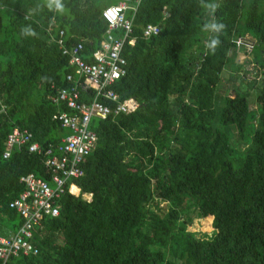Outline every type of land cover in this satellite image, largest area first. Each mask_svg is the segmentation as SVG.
Returning <instances> with one entry per match:
<instances>
[{
  "label": "trees",
  "instance_id": "16d2710c",
  "mask_svg": "<svg viewBox=\"0 0 264 264\" xmlns=\"http://www.w3.org/2000/svg\"><path fill=\"white\" fill-rule=\"evenodd\" d=\"M115 1L61 0L60 12L48 0H0V228L20 223L7 205L22 188L18 176L48 177L24 146L2 157L7 132L25 127L41 146L66 133L51 118L66 105L49 98L75 77L59 30L90 61L106 29L101 10ZM219 22L222 33L202 31ZM146 23L158 32L143 37ZM246 34L260 71L246 82L257 112L235 84L218 90L233 39ZM130 35L111 87L138 106L91 119L95 143L73 180L90 198L62 194L59 213L34 232L37 252L5 264H264V0H140ZM217 36L212 52L206 44ZM193 216L209 218V229L188 228Z\"/></svg>",
  "mask_w": 264,
  "mask_h": 264
},
{
  "label": "built area",
  "instance_id": "2783aa9c",
  "mask_svg": "<svg viewBox=\"0 0 264 264\" xmlns=\"http://www.w3.org/2000/svg\"><path fill=\"white\" fill-rule=\"evenodd\" d=\"M140 0H116L104 6L101 16L106 21L104 37L91 53V60L82 57L81 41L66 45L62 30L56 41L61 53L73 67V78L68 87H55L50 100L59 104L65 103L67 110H57L51 118L66 129L56 144L41 146L32 140L31 132L25 127L13 125L4 139L2 157H7L13 147H26L28 152L41 155V162L46 168L48 177L42 178L31 172L18 176L22 188L15 197L7 202L15 210L20 223L11 230L0 231V264L18 255H29L37 252L34 232L41 228L42 220L59 213V199L68 192L79 195L86 200L90 193H80L73 181L83 174L82 164L92 150L96 135L90 126L91 119H104L119 113H127L138 106L133 96L120 98L111 84L124 73L125 59L121 55L124 42L132 43V20ZM129 13L127 14V12ZM158 32V25L146 23L141 28V35L149 37ZM235 49L249 51L254 38L249 35L236 36ZM54 85V84H52ZM81 91L87 94L80 99ZM2 227V225H1Z\"/></svg>",
  "mask_w": 264,
  "mask_h": 264
},
{
  "label": "rangeland",
  "instance_id": "374dc122",
  "mask_svg": "<svg viewBox=\"0 0 264 264\" xmlns=\"http://www.w3.org/2000/svg\"><path fill=\"white\" fill-rule=\"evenodd\" d=\"M251 51L253 53L255 49ZM251 51L245 52L244 50H242V48L236 49L237 53L234 57V60L228 61L227 63H225L223 70L220 73L221 80L218 86L219 91H222L224 90V88H226V91L229 92L231 88V84H235L240 89V91L248 93V86H247L248 83L246 84L247 80L248 81L252 80V78L255 75L257 77L260 76L258 64L254 61V59H252ZM235 63H237V67L235 66ZM244 70H246V73H244ZM255 92H256V89L249 90V93H248L249 95L247 96V102H248L249 109L257 112L258 109L255 105V100H254ZM160 205L164 206L165 204L161 202ZM209 221H210L209 218H206L204 220H201V219L199 220L195 218V216H193L191 223H189L187 227L196 229V230L197 229L198 230H208L210 227ZM6 229L7 228L4 227V225L2 224V227L0 228V230L3 231Z\"/></svg>",
  "mask_w": 264,
  "mask_h": 264
},
{
  "label": "clouds",
  "instance_id": "9594fccd",
  "mask_svg": "<svg viewBox=\"0 0 264 264\" xmlns=\"http://www.w3.org/2000/svg\"><path fill=\"white\" fill-rule=\"evenodd\" d=\"M55 6V9L57 11H60L62 12L64 10L63 8V4L61 3V0H48V6L49 8H51L52 6ZM204 7L207 8L209 10V13H214L216 8L218 7V5L214 4V3H207V4H204ZM207 29H211L213 30L214 32L216 33H222L225 29V25L222 23V22H219V23H211V24H204L203 25V28H202V31L203 30H207ZM27 33L29 35H35L34 32H32L30 29L29 30H26ZM220 45V39L219 37L217 36L216 38H213L210 43L206 44V47L214 52L215 49Z\"/></svg>",
  "mask_w": 264,
  "mask_h": 264
}]
</instances>
